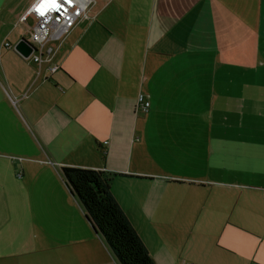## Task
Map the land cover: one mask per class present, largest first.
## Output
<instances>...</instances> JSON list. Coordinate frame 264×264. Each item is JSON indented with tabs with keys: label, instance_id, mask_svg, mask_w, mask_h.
Returning a JSON list of instances; mask_svg holds the SVG:
<instances>
[{
	"label": "crops",
	"instance_id": "1",
	"mask_svg": "<svg viewBox=\"0 0 264 264\" xmlns=\"http://www.w3.org/2000/svg\"><path fill=\"white\" fill-rule=\"evenodd\" d=\"M95 1L39 64L15 50L35 0H0V264H119L64 166L112 174L157 264L162 224L264 264V0Z\"/></svg>",
	"mask_w": 264,
	"mask_h": 264
},
{
	"label": "trees",
	"instance_id": "2",
	"mask_svg": "<svg viewBox=\"0 0 264 264\" xmlns=\"http://www.w3.org/2000/svg\"><path fill=\"white\" fill-rule=\"evenodd\" d=\"M65 182L94 230L119 264H157L112 193V174L93 168L64 166Z\"/></svg>",
	"mask_w": 264,
	"mask_h": 264
},
{
	"label": "rangeland",
	"instance_id": "3",
	"mask_svg": "<svg viewBox=\"0 0 264 264\" xmlns=\"http://www.w3.org/2000/svg\"><path fill=\"white\" fill-rule=\"evenodd\" d=\"M10 5L0 4V15L12 16L13 11ZM37 23V19L34 16H30L26 21L19 22V27L21 31H24L25 38L32 42V31ZM35 24V25H34ZM73 29L66 34L63 39H51L46 45L57 46L59 40L61 43H65V40ZM34 46L37 48L40 46L39 43L35 42ZM87 219V218H86ZM88 221V219H87ZM165 232L163 233V238L165 242L169 245L170 255L166 257L168 264H178L182 262L196 263L201 262V264H237V259L235 255L225 251L223 246L215 243V245H210L208 236H202L204 232H198L195 228L194 232L191 229V224H178L176 234L175 224H162ZM207 224H198L197 227L202 229L206 228ZM190 226V227H189ZM206 235V234H205ZM213 244V242H212Z\"/></svg>",
	"mask_w": 264,
	"mask_h": 264
},
{
	"label": "built area",
	"instance_id": "4",
	"mask_svg": "<svg viewBox=\"0 0 264 264\" xmlns=\"http://www.w3.org/2000/svg\"><path fill=\"white\" fill-rule=\"evenodd\" d=\"M108 1V0H106ZM43 2V0H35L34 4L29 8L27 13L22 17V20H25L27 16H34L37 19V23L32 31V44L35 42L39 43V47H35V51L29 57L32 58L35 62L41 64L44 60H50L53 53L52 47H47V43L51 39H63L66 34H68L77 22L88 16L89 6L96 2L95 0H58V3L61 5L60 9L53 10L50 6L43 15L37 8ZM10 46V43H6ZM51 70H54L55 67H51ZM40 73V69L37 71ZM16 103L15 99H12ZM150 101L147 100L145 94L141 93L137 100V109L139 111L148 112L150 109ZM178 264H194L190 262H182Z\"/></svg>",
	"mask_w": 264,
	"mask_h": 264
},
{
	"label": "water",
	"instance_id": "5",
	"mask_svg": "<svg viewBox=\"0 0 264 264\" xmlns=\"http://www.w3.org/2000/svg\"><path fill=\"white\" fill-rule=\"evenodd\" d=\"M15 50L20 53L23 57H29L32 52L35 51V47L32 42L23 38L16 44Z\"/></svg>",
	"mask_w": 264,
	"mask_h": 264
},
{
	"label": "snow or ice",
	"instance_id": "6",
	"mask_svg": "<svg viewBox=\"0 0 264 264\" xmlns=\"http://www.w3.org/2000/svg\"><path fill=\"white\" fill-rule=\"evenodd\" d=\"M69 3H71V0H69ZM49 6L53 10H57V11L61 7V5L58 3V0H43V2L37 8V11H39L41 15H43L44 12L48 10Z\"/></svg>",
	"mask_w": 264,
	"mask_h": 264
}]
</instances>
